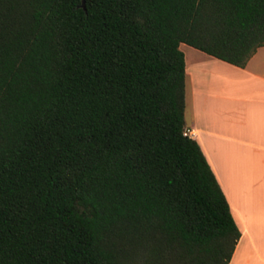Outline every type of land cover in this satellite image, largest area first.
Listing matches in <instances>:
<instances>
[{"label":"trees","instance_id":"1","mask_svg":"<svg viewBox=\"0 0 264 264\" xmlns=\"http://www.w3.org/2000/svg\"><path fill=\"white\" fill-rule=\"evenodd\" d=\"M181 43L244 67L264 0H0V264L230 262Z\"/></svg>","mask_w":264,"mask_h":264},{"label":"crops","instance_id":"2","mask_svg":"<svg viewBox=\"0 0 264 264\" xmlns=\"http://www.w3.org/2000/svg\"><path fill=\"white\" fill-rule=\"evenodd\" d=\"M193 56L201 67L195 68L185 58L186 95L190 88L192 96L191 118L185 124L187 134L199 143L240 230L228 264H264V199L258 194L264 190V46L256 49L244 67L198 49ZM241 186L251 190L245 208L231 191Z\"/></svg>","mask_w":264,"mask_h":264},{"label":"rangeland","instance_id":"3","mask_svg":"<svg viewBox=\"0 0 264 264\" xmlns=\"http://www.w3.org/2000/svg\"><path fill=\"white\" fill-rule=\"evenodd\" d=\"M183 52H184V55H185V58L187 57V59H188V61H192V63H193V66H195V68H197L198 66L199 67H201V65L200 64H196V61H195V58H194V56L193 57H191L192 56V54L194 53V51L195 50H197V49H195V48H193V47H191V46H189V45H187V44H181V48H180ZM197 57V56H196ZM200 57V56H199ZM201 59V58H200ZM201 61V60H200ZM208 61V60H207ZM202 63V62H201ZM204 63V62H203ZM205 63H207V62H205ZM206 64H202V68L203 67H206L205 66ZM200 92H198V96L200 97V94H199ZM205 95L207 96V95H211V93H205ZM186 98H187V101H186ZM190 98H192V96H191V92H190V88H188V90H187V95H186V88H185V101H186V108H185V115H184V117H185V122L187 123V122H189V120H190V118H191V112H190ZM244 159H246V163H245V165H244V168H245V170H246V173H248L247 172V165H248V158L247 157H245ZM246 176H247V174H246ZM232 181V180H231ZM230 181V182H231ZM244 181H248L247 179L246 180H244ZM243 186V185H242ZM238 187V188H234V190H232L231 189V191H233L234 192V196H235V199L237 200V202L240 204V206L243 208V206H244V208L247 206V204H248V199L251 197L250 195V192H251V190L249 189V188H247V187ZM257 191V190H256ZM259 192H258V194H259V197L262 199H264V190L262 189V190H258ZM261 193H263V195L261 194ZM253 194V193H252ZM255 194V193H254ZM262 211H264V204L262 205Z\"/></svg>","mask_w":264,"mask_h":264},{"label":"built area","instance_id":"4","mask_svg":"<svg viewBox=\"0 0 264 264\" xmlns=\"http://www.w3.org/2000/svg\"><path fill=\"white\" fill-rule=\"evenodd\" d=\"M185 134H187V131L185 132Z\"/></svg>","mask_w":264,"mask_h":264}]
</instances>
